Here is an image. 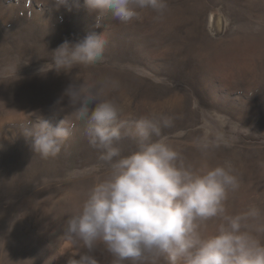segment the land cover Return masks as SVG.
<instances>
[{
  "label": "rangeland",
  "instance_id": "374dc122",
  "mask_svg": "<svg viewBox=\"0 0 264 264\" xmlns=\"http://www.w3.org/2000/svg\"><path fill=\"white\" fill-rule=\"evenodd\" d=\"M166 4L160 18L145 10L122 23L110 13L98 17L84 0H66L58 10L51 0H0V264H69L86 251L65 235L67 220L108 167L63 95L72 81L119 82L104 98L130 129L119 142L123 155L135 150V122L144 117H172L161 136L193 166L204 160L200 146L211 145L208 162L231 161L240 179L228 213L254 205L261 215L253 228L264 224V0ZM215 15L218 33L209 26ZM90 33L106 39L104 59L58 69L52 52ZM44 118L70 130L61 152L47 159L25 134ZM217 223L208 221L206 233ZM258 236L264 243V233ZM94 254L112 264L102 244Z\"/></svg>",
  "mask_w": 264,
  "mask_h": 264
},
{
  "label": "clouds",
  "instance_id": "9594fccd",
  "mask_svg": "<svg viewBox=\"0 0 264 264\" xmlns=\"http://www.w3.org/2000/svg\"><path fill=\"white\" fill-rule=\"evenodd\" d=\"M57 10L66 0H51ZM98 17L106 14L122 23L139 20L151 10L163 16L166 0H84ZM107 41L90 33L77 42L65 41L52 53L58 69L66 73L75 65H95L104 59ZM119 88V82L76 84L65 89L75 118L84 122L89 145L99 152L108 170L85 194L79 211L67 220L65 235L80 242L86 251L77 252L69 264H99L98 245L113 257L112 264H264V243L258 234L264 224L253 228L260 210L250 206L232 215L227 211L230 193L241 184L229 160L210 164L211 145L200 147L204 160L196 167L161 136L173 125L172 117H144L135 122L136 148L122 154L119 142L130 134L127 121L104 89ZM94 105V107H93ZM32 149L42 158L56 157L70 130L60 122L40 120L31 131ZM158 139H153V137ZM219 146V145H215ZM217 220L207 234V222Z\"/></svg>",
  "mask_w": 264,
  "mask_h": 264
},
{
  "label": "bare ground",
  "instance_id": "6f19581e",
  "mask_svg": "<svg viewBox=\"0 0 264 264\" xmlns=\"http://www.w3.org/2000/svg\"><path fill=\"white\" fill-rule=\"evenodd\" d=\"M209 24H210L209 26H211L214 33H218L222 30V27H223L222 21H221L220 16L218 15L212 16Z\"/></svg>",
  "mask_w": 264,
  "mask_h": 264
},
{
  "label": "crops",
  "instance_id": "0c3cea01",
  "mask_svg": "<svg viewBox=\"0 0 264 264\" xmlns=\"http://www.w3.org/2000/svg\"><path fill=\"white\" fill-rule=\"evenodd\" d=\"M55 118V117H54ZM53 119V118H52Z\"/></svg>",
  "mask_w": 264,
  "mask_h": 264
}]
</instances>
